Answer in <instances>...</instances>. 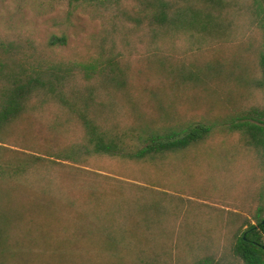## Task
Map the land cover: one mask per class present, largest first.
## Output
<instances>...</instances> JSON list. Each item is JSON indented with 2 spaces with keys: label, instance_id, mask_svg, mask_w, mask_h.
<instances>
[{
  "label": "trees",
  "instance_id": "obj_1",
  "mask_svg": "<svg viewBox=\"0 0 264 264\" xmlns=\"http://www.w3.org/2000/svg\"><path fill=\"white\" fill-rule=\"evenodd\" d=\"M136 1L132 27L124 28L149 27L143 36L152 45L170 38L167 48L156 46L142 63L167 78L172 92L203 86L231 111L184 119L175 98L142 109L131 94L132 64L116 45L104 44L87 60L65 61L50 52L65 44V36L53 35L42 48L0 37V252L6 255L14 240V246L26 241L30 254L50 255L51 264H264V187L251 211L256 224L235 212L228 221L230 239L223 243L209 226L208 239L198 235L192 248L181 237V217L193 211V218L211 223L207 212H197V219L194 200L114 178L98 181L82 167H75L67 185L57 180L60 167L68 166L62 160L88 165L102 157L171 172L218 133L236 134L237 144L227 145L238 156L242 149L254 153L264 166V49L239 33L231 19L236 10L226 0ZM244 9L252 24L264 28V0ZM182 36L189 37L186 48L179 44ZM207 38L228 42L229 50L204 59L197 42ZM254 90L263 100L246 108L241 98H253ZM148 91L160 98L159 89ZM52 107L64 116L49 119ZM39 118L52 138L76 124L77 140L49 143L44 156L6 145L27 141Z\"/></svg>",
  "mask_w": 264,
  "mask_h": 264
},
{
  "label": "rangeland",
  "instance_id": "obj_2",
  "mask_svg": "<svg viewBox=\"0 0 264 264\" xmlns=\"http://www.w3.org/2000/svg\"><path fill=\"white\" fill-rule=\"evenodd\" d=\"M226 1L236 10V12L231 13V19L235 22L234 25L240 26H238L240 28L239 33L244 35L245 39L253 41L256 47L262 46L264 49V28L256 22L252 24L250 16L245 14L244 7L250 5L253 0ZM137 10H139V2L136 0L79 2L68 0H0V37L42 48L48 44L53 35L65 36V44H58L50 50L58 59L65 61L87 60L91 56H96L104 44L107 48H115L116 45L117 50L124 54L132 64L131 94L134 95L133 98L142 109H153L158 101L161 100L165 104L175 98L179 103L178 112L184 119L208 120L220 113L230 112L231 109L229 108L232 106L226 104V108H222L216 103L221 97L216 99L215 96H212L211 91L209 95L206 87H192L187 90L172 92V84L167 78L157 75V72L149 70L147 65L142 63V57L149 54L156 46L167 48V41L170 38L161 36L157 40L158 42L152 45L149 42V37L143 36L149 27L145 26L136 32L126 30L123 24L126 23L132 27V16H136ZM187 37L182 36L179 40L182 48H186L188 45L187 39L189 37ZM201 44H203L204 49H199V53L202 52V57L206 60L210 59L211 51H228L230 45L228 42L220 43L209 38L197 42L198 46ZM251 55L253 56V50ZM181 58L184 59L185 57ZM252 61V63L256 62V60ZM200 64L201 60H199L198 65ZM252 70L254 73L256 72L255 67ZM224 85L230 86L231 83L225 81ZM150 89H156V91L159 89L160 98L151 94L148 91ZM253 94L254 97L251 99L250 97L241 98L242 105L245 104L246 108L262 102V95L255 90ZM57 114L62 115L55 107H52V110L47 113L49 119L54 118ZM69 127H72V130L67 135L62 134L52 138L53 136L43 127L39 118L35 120L32 134L29 135L27 141H19L15 145H6L44 156L43 153L49 143L57 147L77 140L81 129L79 130L77 125L71 122ZM225 135L218 133L207 142L204 149L196 150L193 157L181 158L175 163V169L171 172H163L145 165L123 163L117 159L102 157L90 160L88 165L62 160L68 166L60 167V172L56 175L57 180L67 185L71 182V174H74L72 171L76 169L75 167H82V169L94 173L92 179L96 176L98 181L105 182L107 178H114L126 183L157 188L186 199H192L195 201L196 207H193L197 209V219L200 217L197 212H207L211 217V223L209 224L204 219L198 221L193 218L191 216L193 211L190 212L192 207L188 206L189 216L186 214L181 217L183 218V236L181 237L187 239L190 247L194 248L196 246L195 239L198 235L200 238L208 239L207 229L210 226L215 230V236L220 235L223 243H225L230 239L231 232L228 221L233 213L246 215L253 224H256L251 211L259 205L255 194L257 189L260 190L264 187V166L260 167L254 158L255 154L246 149H242L241 156H238L237 150L231 149V146L227 145L237 144V135L234 134L231 137ZM81 178L79 177V179ZM191 228L193 229L190 231ZM11 241L7 254L2 255L0 252V264H51L48 252H45L46 258L39 254H30L27 250L26 241H22L17 246H14V240ZM17 248L18 250L20 248L21 252L16 251ZM222 254L223 252L220 250L219 255L222 256Z\"/></svg>",
  "mask_w": 264,
  "mask_h": 264
}]
</instances>
